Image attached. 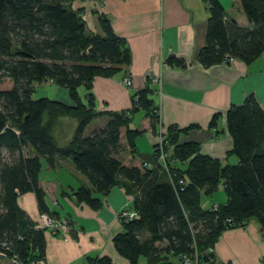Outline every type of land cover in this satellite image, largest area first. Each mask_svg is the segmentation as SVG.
<instances>
[{
  "label": "trees",
  "instance_id": "trees-1",
  "mask_svg": "<svg viewBox=\"0 0 264 264\" xmlns=\"http://www.w3.org/2000/svg\"><path fill=\"white\" fill-rule=\"evenodd\" d=\"M206 1L208 27L197 54L203 67L229 63V58L249 64L264 52V0H240L251 24L248 28L227 21L217 0ZM71 2L0 0V84L4 78L12 82L10 89H0V241L8 240L10 256L17 254L26 264L44 259V231L33 226L17 197L33 192L38 210L48 213L38 179L42 160L51 165L56 158H70L100 196L118 184L132 191V209L137 215L122 221V232L112 240L118 255L131 264L140 256L168 264L195 254L198 264H211L214 254L210 249L224 230L250 218L264 230V112L256 99L248 96L226 112L237 164H222L201 153L200 144L194 141L179 143L186 129L171 127L162 143L165 166L156 151L153 169L123 166L118 157L120 128L125 127L129 145L140 134L130 127V111L108 112L103 128L86 136L83 132L96 115L92 81L125 70L131 54L107 17L98 16L101 34L90 33L82 11L71 9ZM166 64L186 67L172 55ZM48 82L67 89L75 105L34 97L35 87ZM80 86L85 88L86 102L78 93ZM154 91L147 79L135 92L137 101L132 107V111L141 109L149 115L152 126L157 122ZM64 117L76 121L67 138L55 134ZM218 118L212 117L211 127ZM169 146L172 153L167 155ZM220 184L226 202L204 209L202 194H213ZM73 195L92 209L102 206L101 197H93L90 188L80 186ZM89 262L115 264L107 255Z\"/></svg>",
  "mask_w": 264,
  "mask_h": 264
},
{
  "label": "crops",
  "instance_id": "crops-1",
  "mask_svg": "<svg viewBox=\"0 0 264 264\" xmlns=\"http://www.w3.org/2000/svg\"><path fill=\"white\" fill-rule=\"evenodd\" d=\"M217 1L227 21L251 27L240 0ZM70 8L82 11L90 33L101 34L98 16L107 17L114 33L125 39L131 54L125 70L112 77L96 76L92 81L96 115L85 127L84 136L103 128L108 112L130 111V127L140 134L129 145L125 127L120 128L118 157L123 166L153 169L157 164L152 155L156 137L164 140L171 127L178 131L186 129L180 134L179 143L194 141L200 144L201 153L222 164H237L226 129V112L230 106L242 104L248 96H253L264 112V52L249 64L234 59L203 67L197 61V54L205 43L208 27L206 0H72ZM171 55L184 61L186 67L166 64ZM148 74L159 78L153 85L152 96L157 114L155 126L143 110L132 111L133 96L145 86ZM125 76L130 77L131 86L123 83ZM48 85L52 86V93L38 97L45 95L66 106L75 105L67 89L50 82ZM77 90L86 102L85 88L80 86ZM214 115L219 118L216 126L211 127ZM75 126L76 121L70 117L61 118L60 129H55V134L67 138ZM166 153H172L171 146ZM38 185L45 194L48 214L69 221L66 233L43 230V264H90V258L103 255L115 264H131L118 255L112 242L123 230L122 221H126L119 216V210L132 209L134 195L128 186L115 185L100 196L70 158H56L51 165L42 160ZM80 186L90 188L93 197H101L99 209L75 200L73 192ZM225 202L222 184L213 194L201 196L204 209ZM17 203L37 228L40 211L34 193L19 194ZM211 252L214 254L211 264H264V230L255 218H250L238 227L224 230ZM171 261L182 264L175 258ZM135 264L159 262L140 256Z\"/></svg>",
  "mask_w": 264,
  "mask_h": 264
},
{
  "label": "built area",
  "instance_id": "built-area-1",
  "mask_svg": "<svg viewBox=\"0 0 264 264\" xmlns=\"http://www.w3.org/2000/svg\"><path fill=\"white\" fill-rule=\"evenodd\" d=\"M234 59L233 58H229L228 61L232 62ZM147 79H149L150 83L152 85H156L159 78L158 76H155L154 74H148ZM123 83L126 86H131V79L129 76H125L123 78ZM133 101H137V97L135 96L133 98ZM163 138L161 136H157L156 140L154 142V146H153V154L154 152H158V161L160 163H163L165 166V157L166 154L163 151ZM213 208H216V206H213ZM119 216L121 218H124L126 220H131L133 218L136 217L137 213L134 209H130V210H119L118 212ZM229 222V221H228ZM38 229H43V230H49L52 233H58V232H66L67 230H69V221L67 218L64 217H54L51 216L50 214L46 213V212H40L38 214V225L36 226ZM10 243L8 242V240L4 239L2 241H0V254L12 259L13 261L17 262V263H23L19 260L18 255L17 254H12V256H10V252H11V248H10ZM212 251V249H210ZM39 262L40 264H43V260H35L32 261L30 264H35ZM180 262L182 264H198L197 258H196V254L194 255L193 258L189 257V256H182V258H180ZM26 264V263H24ZM171 264V263H168Z\"/></svg>",
  "mask_w": 264,
  "mask_h": 264
},
{
  "label": "rangeland",
  "instance_id": "rangeland-1",
  "mask_svg": "<svg viewBox=\"0 0 264 264\" xmlns=\"http://www.w3.org/2000/svg\"><path fill=\"white\" fill-rule=\"evenodd\" d=\"M11 86H12L11 80H9L8 78H4L0 84V89H3V90L10 89ZM35 88H36L35 90L36 92L33 95L34 97H38V95H41V94L48 95L52 93V86L51 85L49 86L48 83L37 85V87ZM66 232H68V230ZM66 232H62V233H66Z\"/></svg>",
  "mask_w": 264,
  "mask_h": 264
},
{
  "label": "water",
  "instance_id": "water-1",
  "mask_svg": "<svg viewBox=\"0 0 264 264\" xmlns=\"http://www.w3.org/2000/svg\"><path fill=\"white\" fill-rule=\"evenodd\" d=\"M0 264H24V263H17L13 261L12 259L0 254ZM35 264H40V263L37 262Z\"/></svg>",
  "mask_w": 264,
  "mask_h": 264
}]
</instances>
